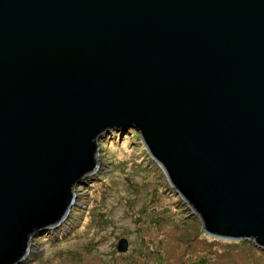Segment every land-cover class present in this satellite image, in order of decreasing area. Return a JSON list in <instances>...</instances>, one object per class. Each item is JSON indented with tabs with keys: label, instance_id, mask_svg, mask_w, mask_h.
I'll return each instance as SVG.
<instances>
[{
	"label": "water",
	"instance_id": "95a60500",
	"mask_svg": "<svg viewBox=\"0 0 264 264\" xmlns=\"http://www.w3.org/2000/svg\"><path fill=\"white\" fill-rule=\"evenodd\" d=\"M129 129L205 235L264 252V0H0V264Z\"/></svg>",
	"mask_w": 264,
	"mask_h": 264
},
{
	"label": "rangeland",
	"instance_id": "374dc122",
	"mask_svg": "<svg viewBox=\"0 0 264 264\" xmlns=\"http://www.w3.org/2000/svg\"><path fill=\"white\" fill-rule=\"evenodd\" d=\"M98 148L97 171L73 190L68 218L60 228L31 240L22 264H160L158 259L191 264L194 251L200 259L193 264H236V256L246 264H262L255 256L264 252L252 241L203 233L138 133L113 130L99 139ZM122 238L127 251L119 253L116 245Z\"/></svg>",
	"mask_w": 264,
	"mask_h": 264
},
{
	"label": "trees",
	"instance_id": "16d2710c",
	"mask_svg": "<svg viewBox=\"0 0 264 264\" xmlns=\"http://www.w3.org/2000/svg\"><path fill=\"white\" fill-rule=\"evenodd\" d=\"M136 163V162H135ZM141 169H143V167H140ZM158 213H159V211H158ZM160 214V213H159ZM140 238V237H139ZM141 239V238H140ZM141 241H142V239H141ZM141 241H140V243H141ZM246 245H248L249 247H252V244L251 245H249V244H246ZM157 246H158V242H157ZM162 246V245H161ZM253 249V248H252ZM194 250V249H193ZM256 252H259V251H257L256 250ZM260 253V252H259ZM194 256H195V259L196 260H194V262H192L191 264H193V263H197V262H199V259H200V253H198V252H195L194 251ZM81 257V256H80ZM242 257L243 256H236L235 258V260L233 261L234 263H236V264H246V262H243L242 261ZM258 257V258H257ZM255 258H257V259H259L261 262H262V264H264V256L263 255H261V254H258L257 256H255ZM81 259V258H80ZM206 261H208V259H206ZM158 262L160 263V264H165V260L162 262V261H160L159 259H158ZM189 264V263H188Z\"/></svg>",
	"mask_w": 264,
	"mask_h": 264
},
{
	"label": "bare ground",
	"instance_id": "6f19581e",
	"mask_svg": "<svg viewBox=\"0 0 264 264\" xmlns=\"http://www.w3.org/2000/svg\"><path fill=\"white\" fill-rule=\"evenodd\" d=\"M74 203H75V202H74ZM61 226H62V224H61L58 228H60ZM58 228H57V229H58ZM31 246H33V245H31ZM31 246H30V248H32Z\"/></svg>",
	"mask_w": 264,
	"mask_h": 264
}]
</instances>
